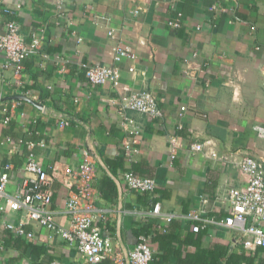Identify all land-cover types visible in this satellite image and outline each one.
<instances>
[{
	"label": "crops",
	"instance_id": "crops-1",
	"mask_svg": "<svg viewBox=\"0 0 264 264\" xmlns=\"http://www.w3.org/2000/svg\"><path fill=\"white\" fill-rule=\"evenodd\" d=\"M179 12L175 28L168 22ZM9 20L25 43L33 35L40 42L19 71L5 65L0 52V164H12L8 195L34 155L51 178L55 222L68 226L66 201L88 150L95 171L91 212L112 245L100 264H128L127 251L146 223L149 264H264V246L245 249L237 231L215 222L230 213L228 188L245 181L235 156L264 163V0H0V33ZM116 43L132 54L118 64ZM85 62L118 65L119 85L89 83ZM141 89L157 96L161 117L124 107V96ZM174 135L181 146L171 159ZM193 143L202 150L191 153ZM126 171L154 179V191L129 189ZM192 209L213 221L193 231ZM8 224L33 237L15 235ZM83 261L53 231L3 200L0 264Z\"/></svg>",
	"mask_w": 264,
	"mask_h": 264
},
{
	"label": "built area",
	"instance_id": "built-area-1",
	"mask_svg": "<svg viewBox=\"0 0 264 264\" xmlns=\"http://www.w3.org/2000/svg\"><path fill=\"white\" fill-rule=\"evenodd\" d=\"M213 9V6L210 8ZM182 13L168 23L173 27L181 25ZM109 36H115L114 29L108 31ZM39 37L32 36L29 43H25L19 32V26L14 20L5 23L4 31L0 33V52L3 53L5 65H13L19 71L22 61L36 53L39 49ZM114 60L118 64L132 54L121 44L113 46ZM82 72L86 80L94 85L110 83L117 87L120 81V69L118 65L81 64ZM129 71H134L130 66ZM264 70V68H263ZM124 107L144 114L150 118L161 117L162 110L158 105L157 96L150 90H134L124 96ZM185 106H181L184 110ZM10 119L5 116V121ZM131 122V121H130ZM264 133V126L259 132ZM8 139V138H7ZM181 143L174 135L169 140V155L173 159ZM203 144L193 143L190 152L201 151ZM125 155L131 157L133 149L126 141L124 144ZM233 161L236 167L244 176L245 181L241 187H230L227 190L226 198L230 207L228 216L215 221L220 225L237 231L241 236V244L245 249L264 246V163L251 155L243 154L235 156ZM12 164L6 162L0 164V213L3 209V200L7 199L9 207L24 212L28 220L37 222L39 225L53 231L55 235L62 238L69 246L73 247L84 257L82 264H100L106 254L111 252V241L104 237L94 221L95 216L91 212L93 199V183L95 181L94 161L88 150L82 152V158L75 170V185L66 201V212L69 216L68 226H62L55 222L54 212L51 210L52 189L51 178L42 164L29 154L23 165V175L11 195L6 193L9 182ZM123 179L129 189L140 193H152L156 187L155 180L150 177H143L133 171H126ZM160 205L155 203L153 213H159ZM204 210L192 209L187 218L194 222L192 230L197 232L201 223L212 222L202 213ZM169 221L171 216H167ZM15 235H22L27 238L33 237V232H27L19 225L13 227ZM128 264H149L152 259V249L149 237L141 234L137 242L127 251Z\"/></svg>",
	"mask_w": 264,
	"mask_h": 264
},
{
	"label": "trees",
	"instance_id": "trees-1",
	"mask_svg": "<svg viewBox=\"0 0 264 264\" xmlns=\"http://www.w3.org/2000/svg\"><path fill=\"white\" fill-rule=\"evenodd\" d=\"M150 228H151V224H149V223L143 224L142 226H140L138 228V233L137 234L138 235H140V234L147 235L149 233V229ZM230 257H232V255ZM240 258H242V260H245L247 257L242 255V256H240Z\"/></svg>",
	"mask_w": 264,
	"mask_h": 264
},
{
	"label": "water",
	"instance_id": "water-1",
	"mask_svg": "<svg viewBox=\"0 0 264 264\" xmlns=\"http://www.w3.org/2000/svg\"><path fill=\"white\" fill-rule=\"evenodd\" d=\"M11 98H13V99H19V100H22V99H26L27 100V97L26 96H23V95H14Z\"/></svg>",
	"mask_w": 264,
	"mask_h": 264
}]
</instances>
